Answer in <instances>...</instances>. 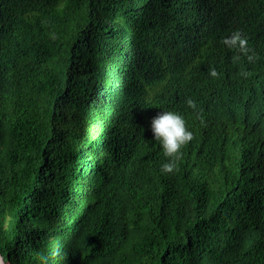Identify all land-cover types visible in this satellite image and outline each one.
I'll use <instances>...</instances> for the list:
<instances>
[{
    "label": "trees",
    "instance_id": "obj_1",
    "mask_svg": "<svg viewBox=\"0 0 264 264\" xmlns=\"http://www.w3.org/2000/svg\"><path fill=\"white\" fill-rule=\"evenodd\" d=\"M163 111L194 134L174 173ZM0 251L264 264V0H0Z\"/></svg>",
    "mask_w": 264,
    "mask_h": 264
},
{
    "label": "clouds",
    "instance_id": "obj_2",
    "mask_svg": "<svg viewBox=\"0 0 264 264\" xmlns=\"http://www.w3.org/2000/svg\"><path fill=\"white\" fill-rule=\"evenodd\" d=\"M52 38H56L55 34L52 35ZM222 42L229 49H235L237 53L244 54L249 63H253L259 58L258 54L249 48L247 37L239 30L233 31L231 35L225 37ZM240 58L239 54L235 55L233 57V63L239 61ZM209 75L212 78L218 79L221 73H219L215 67H212L209 70ZM239 75L248 78L252 73L242 69ZM186 103L188 107L192 108L194 111L197 109V104L192 98H187ZM197 118L204 124L200 112L197 113ZM151 130L154 139L160 142L165 157L169 158L168 161L162 165L161 171L164 173H174L178 170V161L182 157V148L194 139L193 132L188 129L184 117L174 111H163L158 113L151 121ZM60 247L59 242H57L54 249L50 252V256L53 258L59 256ZM38 259L39 264H48L49 255L41 254ZM0 264H4L3 257H0Z\"/></svg>",
    "mask_w": 264,
    "mask_h": 264
},
{
    "label": "water",
    "instance_id": "obj_3",
    "mask_svg": "<svg viewBox=\"0 0 264 264\" xmlns=\"http://www.w3.org/2000/svg\"><path fill=\"white\" fill-rule=\"evenodd\" d=\"M0 257H3L4 260V256L2 255L1 251H0ZM4 264H6L5 260H4Z\"/></svg>",
    "mask_w": 264,
    "mask_h": 264
}]
</instances>
